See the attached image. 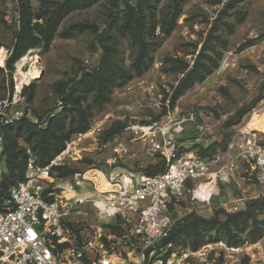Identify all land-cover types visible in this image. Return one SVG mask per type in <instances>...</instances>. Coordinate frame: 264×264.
<instances>
[{
  "label": "rangeland",
  "instance_id": "1",
  "mask_svg": "<svg viewBox=\"0 0 264 264\" xmlns=\"http://www.w3.org/2000/svg\"><path fill=\"white\" fill-rule=\"evenodd\" d=\"M106 27L103 46L124 81L112 88V80H102L100 91L86 87L74 94L75 112L62 104L56 113L61 115L52 120L50 132L64 147L82 134L78 144L84 149L77 161L52 171L60 184L81 195L109 190L111 179L163 171V156L150 152L142 131L152 124L158 132L170 123L168 133L181 154L220 157L211 171L235 151L242 133L257 131L264 144V0H0V100L12 94L16 70L36 73L28 85L34 84L33 98L28 101L23 86L20 108L24 120L46 129L48 115L62 102L60 93L100 67L104 53L94 38ZM191 116L194 120L175 133L174 123ZM17 125L0 131L5 153L0 177L7 190L16 164L11 157H19L18 171L29 154H38L36 138L21 129L25 124ZM87 172L91 182L83 178ZM217 184L207 197L189 182L178 198L168 200L169 228L158 246L172 233L177 257L193 254L188 264H264V184L246 165ZM62 223L68 242L58 247L60 253L69 249L92 257L83 248L95 238L117 259L141 252L136 214L103 220L86 209L80 216L66 213ZM219 243L244 247L228 260Z\"/></svg>",
  "mask_w": 264,
  "mask_h": 264
},
{
  "label": "built area",
  "instance_id": "2",
  "mask_svg": "<svg viewBox=\"0 0 264 264\" xmlns=\"http://www.w3.org/2000/svg\"><path fill=\"white\" fill-rule=\"evenodd\" d=\"M31 74L30 70L24 73L15 71L12 94L0 100V125H13L25 116L20 108L23 104L21 92L23 86L27 87L35 80ZM61 109L62 103L58 102L50 117ZM187 120L194 119L191 116L175 122L174 132L180 134L183 130L181 125ZM169 124L159 128L158 132L154 130L157 124L142 130L148 138L150 152L161 154L166 168L153 176L129 175L128 181L111 179L114 182L110 183V189L103 192L94 190L78 195L71 185L60 184L51 176L54 169L80 158L84 152L78 144L82 134L76 135L44 166H38L33 155L29 154L24 179L11 188L9 198L0 205V264H188L193 254L181 252L177 257L172 245L158 246L169 228V219L164 213L168 200L178 198L189 182L196 185L200 194L209 197L217 183L227 181L240 165H246L255 180L264 184V144L259 132L242 133L235 151L228 155L217 171H211L220 157L210 161L200 159L191 151L181 154L175 137L168 133ZM198 129L203 130L202 126ZM86 209H94L103 220L122 213L136 214L142 223L141 252L134 259H117L103 251V246L98 245L95 238L83 248L94 253L92 257L87 254L82 258L80 253L69 249L60 253L58 247L68 242L63 217L66 213L80 216ZM219 244L223 258L228 260L239 255L244 247ZM198 255L203 257L202 253ZM200 260L203 261L202 258Z\"/></svg>",
  "mask_w": 264,
  "mask_h": 264
},
{
  "label": "trees",
  "instance_id": "3",
  "mask_svg": "<svg viewBox=\"0 0 264 264\" xmlns=\"http://www.w3.org/2000/svg\"><path fill=\"white\" fill-rule=\"evenodd\" d=\"M109 31H110V27H106L105 30L102 32V34L97 35L94 38L96 44L101 45L103 53H104V55L101 59V62H100V67L97 69L95 74L82 73L81 77L78 81L74 82L73 84H70L59 95V99L62 101L61 103L65 107H70L69 109H71V113L75 112L73 107L79 103L78 97L75 98L76 96L74 94L80 93L82 90L86 89V87H89V88L93 87V88H95V90L100 91V85H101L100 81H102V80H106L108 82V84L110 83V80H112V85H113L112 88L115 86L120 87L122 84V83L118 82L115 85L114 84L115 81H121V80L124 81L123 80L124 79L123 71L120 70L119 67L116 65V63L110 58V55L108 54V49L103 46L104 35L108 34ZM32 88H34V84H31L30 86H28L25 89V93H29V98L27 97L28 101H30V99L33 98V97H31V92H30V90ZM106 90H107V88H106ZM107 92H109V90ZM50 114H52V113H50ZM50 114L48 115V119H50L51 123L44 130L39 129L37 124L27 122L26 120H24L25 118H22L21 120L17 121L13 125H0V131L3 133L4 130H9V131L12 130V128L14 126H16L17 124H18L17 127H20V126L25 124V126L21 127V129H25L26 132L30 133L33 137L36 138V140L33 144V147L35 149L38 148V150H37L38 154L36 156H33L35 158V162L37 164H40L41 166H44L49 162V160H51V158L53 156L58 154L64 148V145L62 144L63 142L61 141V138L57 137L54 132H50V128L52 127V123H53L52 120L55 119L56 117L57 118L60 117L61 114L58 116H55L56 115V113H55V115L53 117H50L51 116ZM35 118H37L36 115H35ZM16 131H18V130H16ZM113 133H116V132H113ZM2 145L3 144L1 141V146ZM203 153H205V152H203ZM4 154H5L4 149L2 146V151L0 153V157L2 158V155L4 156ZM198 157L200 159H203V160H209L210 159V158L201 157L200 155ZM11 158L13 159L12 163H16L15 167H13L10 170V173H11L10 180H11V183L13 184L11 186V188H13L20 181H22L24 179L23 174L25 173V170H26V161H27L28 156H27L22 168L19 169L18 171L16 169L18 168V165H20V163L18 162L19 157H11ZM158 173H160V172H158ZM158 173L151 174L150 176L156 175ZM11 188H9L7 190V186L4 183L3 177H0V205L3 203L4 200H7L9 198ZM175 231L176 230L173 228V233H175ZM171 235H172V233H171ZM171 235L165 241V243H164L165 245H170V242L175 241V240L170 239ZM231 246H233V245H231Z\"/></svg>",
  "mask_w": 264,
  "mask_h": 264
},
{
  "label": "bare ground",
  "instance_id": "4",
  "mask_svg": "<svg viewBox=\"0 0 264 264\" xmlns=\"http://www.w3.org/2000/svg\"><path fill=\"white\" fill-rule=\"evenodd\" d=\"M25 60V58L23 57L22 58V61H24ZM31 76H33V78H35L36 76H37V74L35 73V74H31ZM89 176H92V175H89ZM98 176H99V174H98ZM89 179V178H88ZM101 189H104L105 187H103V185L100 187Z\"/></svg>",
  "mask_w": 264,
  "mask_h": 264
},
{
  "label": "crops",
  "instance_id": "5",
  "mask_svg": "<svg viewBox=\"0 0 264 264\" xmlns=\"http://www.w3.org/2000/svg\"><path fill=\"white\" fill-rule=\"evenodd\" d=\"M87 175H93V174H90V173L87 172V173H85V174L83 175V178H84V179H87V178H85V177H87ZM88 177L90 178V176H88ZM88 180H89V179H88Z\"/></svg>",
  "mask_w": 264,
  "mask_h": 264
}]
</instances>
